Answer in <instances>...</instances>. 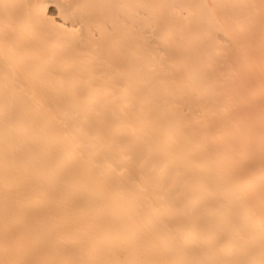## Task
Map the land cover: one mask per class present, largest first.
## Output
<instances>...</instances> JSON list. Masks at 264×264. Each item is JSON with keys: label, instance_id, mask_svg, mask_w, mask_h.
<instances>
[{"label": "bare ground", "instance_id": "bare-ground-1", "mask_svg": "<svg viewBox=\"0 0 264 264\" xmlns=\"http://www.w3.org/2000/svg\"><path fill=\"white\" fill-rule=\"evenodd\" d=\"M0 264H264V0H0Z\"/></svg>", "mask_w": 264, "mask_h": 264}]
</instances>
